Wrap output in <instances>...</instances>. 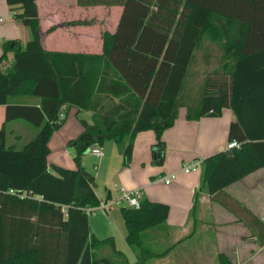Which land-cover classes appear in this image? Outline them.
Here are the masks:
<instances>
[{"label": "trees", "instance_id": "trees-1", "mask_svg": "<svg viewBox=\"0 0 264 264\" xmlns=\"http://www.w3.org/2000/svg\"><path fill=\"white\" fill-rule=\"evenodd\" d=\"M6 4L30 39L24 47L4 42L0 56V105L5 106L0 264H129L113 237L98 240L90 232L88 213L102 202L81 157L91 146L112 140L128 166L136 135L152 130V161L162 166L163 133L181 108L189 121L233 111L227 141L239 147L202 161L198 191L233 213L264 245V224L224 191L264 169V134L245 129L253 117L264 120L259 109L264 103V0H77L81 7L122 8L116 31L102 34V53L90 55L44 51L36 0ZM206 39L217 42V50L210 44L211 50L203 51ZM22 97L29 102H15ZM62 108L91 114L89 122L80 121L82 134L67 143L74 149L76 170L47 164L50 138L64 124ZM14 121L37 130L22 149L8 143L6 126ZM120 213L137 264L163 258L172 249L165 247L168 205L141 197L139 209L123 207ZM104 248L109 256L100 255ZM218 261L230 264L223 255Z\"/></svg>", "mask_w": 264, "mask_h": 264}, {"label": "crops", "instance_id": "crops-1", "mask_svg": "<svg viewBox=\"0 0 264 264\" xmlns=\"http://www.w3.org/2000/svg\"><path fill=\"white\" fill-rule=\"evenodd\" d=\"M36 5L41 47L44 51L53 53L101 54L102 34H113L116 31L122 13V8L118 6L81 7L77 0H36ZM240 7L245 9L247 6H237L238 9ZM0 19L1 56L4 42L16 41L24 47L30 39V32L13 18L6 0H0ZM215 43L217 42L204 40L202 50H211L210 44H214V49L217 50ZM12 58L13 54L10 53L9 63ZM199 58H202L201 54ZM15 102L28 103L29 100L22 97ZM62 109L65 122L68 114L73 111L79 126L75 125L72 131V122H69L53 133L48 143L50 153L47 164L49 167L76 170L74 161L67 154V143L82 134L80 121L89 122L91 114L78 113L75 108ZM259 109L264 114V103ZM4 116L5 106L0 105V128L4 123ZM234 120V113L228 108L222 110L220 117H205L199 121L187 120L186 109H179L173 126L163 133L165 160L158 168L150 166V148L156 141L154 131L136 135L133 140V162L128 168L122 169L118 176L125 189L140 188L138 191L141 197L169 206L165 247L172 246L163 258L150 259L145 264H219L220 255L230 264H264V245L259 244L245 223L213 201L209 195L198 191L202 161L226 149L229 126ZM245 129L252 134H264V120L253 117L245 122ZM6 130L10 144H15L24 136L30 142L37 133L36 129L29 128L23 121L7 124ZM100 150L102 156L96 158L103 159L106 155L102 148ZM191 163L199 165L197 171H181L184 165ZM172 175V182L166 185L163 179ZM156 187L161 188L155 191ZM224 191L264 224L263 168L232 183ZM108 195L111 201L110 192ZM97 197L102 202V207L109 202L105 203L107 195L104 200ZM103 211L107 214L109 210L103 208ZM89 228L91 232V226ZM91 234L95 236L92 232Z\"/></svg>", "mask_w": 264, "mask_h": 264}, {"label": "rangeland", "instance_id": "rangeland-1", "mask_svg": "<svg viewBox=\"0 0 264 264\" xmlns=\"http://www.w3.org/2000/svg\"><path fill=\"white\" fill-rule=\"evenodd\" d=\"M210 62H213L211 60ZM72 122L71 125L72 131L75 128V125L79 126L78 120L73 111H71L67 118L66 122L64 120V124ZM29 126V125H28ZM29 128L35 130L31 126ZM61 129V128H60ZM59 129V130H60ZM58 131V130H57ZM75 133V132H74ZM80 135V134H79ZM77 135L74 139L78 138ZM29 141L26 140V136L22 138V140L15 143L17 149H22ZM9 143V140H8ZM98 146H91L88 148L81 157V166L85 171L90 173L95 177V193L101 199H105L108 192H110L112 199L108 202V204H112V209L105 212L103 211V207H99L93 209L88 213V222L89 226H91V232L95 235L94 237L98 240H103L108 237H113L116 249L118 251L123 252L130 263L137 264L138 258L135 250L131 249L125 242L126 230L124 226L123 219L121 217L120 209L126 207L125 204H117L120 199L121 193L123 190L125 193H130L132 191H137L140 188H134V190L125 189L122 184L120 177L118 176L119 172L122 169L128 168L132 162L133 157L128 166L123 164L122 156L120 154V149L112 140H107L104 145L101 147L103 153H105V158L98 159L91 155L90 151L92 148H96ZM100 148V147H99ZM67 154L73 160L74 149L67 146ZM75 163V162H74ZM150 166L152 168H158L161 166H157L153 164L152 161V153L150 148ZM75 169L77 166L75 164ZM161 186H164L160 184ZM161 187H156L155 191L160 190ZM162 191V190H161ZM127 208V207H126ZM163 242L159 241L158 244L161 246ZM109 248H104L101 250L100 255L109 256L110 254ZM146 263V262H145Z\"/></svg>", "mask_w": 264, "mask_h": 264}, {"label": "built area", "instance_id": "built-area-1", "mask_svg": "<svg viewBox=\"0 0 264 264\" xmlns=\"http://www.w3.org/2000/svg\"><path fill=\"white\" fill-rule=\"evenodd\" d=\"M2 20L0 19V22ZM60 119H64L65 120V114L62 112L59 114ZM239 147V143L236 141H231L226 145V149H232V148H238ZM91 154L95 157H101L102 153L99 147L96 148H92L91 149ZM198 164L197 163H191L190 165H184L181 168V171L184 173H191L194 171H197L198 169ZM174 178V175L172 176H168L166 178L163 179L164 183L166 185H169L172 180ZM9 194H14L13 191H10ZM19 198L23 199L24 198V194L20 195ZM140 200H141V193L140 191H132L130 193H125L123 190L121 191V196L120 199L118 200L117 204H125L127 208H133V209H139L140 207ZM112 204H105L103 206L104 209L107 210H111L112 209Z\"/></svg>", "mask_w": 264, "mask_h": 264}]
</instances>
